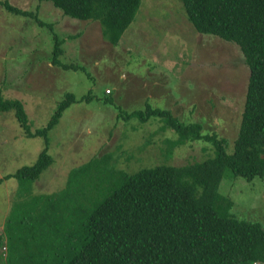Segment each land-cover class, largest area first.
<instances>
[{"label": "rangeland", "instance_id": "rangeland-1", "mask_svg": "<svg viewBox=\"0 0 264 264\" xmlns=\"http://www.w3.org/2000/svg\"><path fill=\"white\" fill-rule=\"evenodd\" d=\"M8 1L23 10H36L38 18L63 39L59 59L84 70L53 65L49 28L0 5L3 97L22 102L32 129L46 124L66 93L75 100L89 92L91 97L66 107L49 130L53 163L30 182L32 194L62 189L69 170L94 156L111 155V167L105 172L109 174L101 178L112 182L120 170L133 173L161 163L179 166L213 155L212 145L201 140L171 144L177 134L158 118L143 123L135 117L117 118L121 110L142 109L144 102L185 122L201 123L203 132L225 138L231 150L243 111L248 66L236 44L198 33L179 0H141L115 46L102 37L98 20L70 18L50 1ZM43 147L42 137L25 136L13 110L0 111V176L33 164ZM90 178L92 187L85 184L86 194L103 185L98 175ZM18 182L10 177L0 183V233L5 231ZM218 192L233 201L232 212L238 218L258 221L264 228V176L247 180L226 169ZM59 237L48 240L51 249ZM7 251L4 241L0 264H7Z\"/></svg>", "mask_w": 264, "mask_h": 264}, {"label": "trees", "instance_id": "trees-1", "mask_svg": "<svg viewBox=\"0 0 264 264\" xmlns=\"http://www.w3.org/2000/svg\"><path fill=\"white\" fill-rule=\"evenodd\" d=\"M40 1H50L70 18L98 20L102 37L115 46L141 0ZM179 1L198 33L236 44L248 66L243 111L231 150L225 138L203 132L201 123L185 122L144 102L142 109L121 110L117 118L135 117L142 123L158 118L177 134L171 144L201 140L212 145L213 155L179 166L161 163L133 173L120 170L112 182L101 178L109 174L105 172L111 167V155L94 156L69 170L62 189L32 194L30 182L53 163L49 130L70 104L91 100L90 92L80 100L66 93L46 124L32 129L22 102L5 99L0 87V111L13 110L25 136L44 139L33 164L0 176V183L10 177L19 181L5 231L0 233V248L4 241L7 244V264H264L261 223L238 218L232 212L233 201L218 192L226 169L247 180L264 176V0ZM0 5L49 28L53 65L84 70L59 59L63 39L38 18L36 10H23L8 0H0ZM92 175H98L103 185L86 194ZM58 234L59 244L51 249L47 242Z\"/></svg>", "mask_w": 264, "mask_h": 264}, {"label": "built area", "instance_id": "built-area-1", "mask_svg": "<svg viewBox=\"0 0 264 264\" xmlns=\"http://www.w3.org/2000/svg\"><path fill=\"white\" fill-rule=\"evenodd\" d=\"M4 248H5V246H4Z\"/></svg>", "mask_w": 264, "mask_h": 264}]
</instances>
